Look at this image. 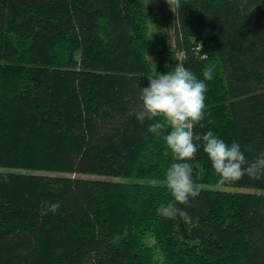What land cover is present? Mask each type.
I'll return each mask as SVG.
<instances>
[{"label": "trees", "instance_id": "obj_1", "mask_svg": "<svg viewBox=\"0 0 264 264\" xmlns=\"http://www.w3.org/2000/svg\"><path fill=\"white\" fill-rule=\"evenodd\" d=\"M155 1L0 0V264H264V178L221 184L196 142L200 195L178 204L176 161L134 114L148 76L211 68L194 133L253 161L264 0H180L173 40ZM169 203L190 222L158 215Z\"/></svg>", "mask_w": 264, "mask_h": 264}, {"label": "clouds", "instance_id": "obj_2", "mask_svg": "<svg viewBox=\"0 0 264 264\" xmlns=\"http://www.w3.org/2000/svg\"><path fill=\"white\" fill-rule=\"evenodd\" d=\"M173 11L181 7L180 0H167ZM203 79L178 64L173 71L148 76L147 86L140 94L141 109L134 114L140 123L150 121L148 132L162 136L166 148L172 153L174 163L166 170L165 183L178 204L191 206V200L200 195L201 189L193 180V161L199 148L196 142H202L203 151L208 155L221 184L238 182L246 175L250 178H264V150L253 161H249L238 142L230 145L208 131L202 136L194 133L197 125L205 116L206 81L214 79V71L205 68ZM170 129V131H167ZM167 132V134H165ZM168 152H165L167 155ZM61 207L59 202L49 204L48 210L55 213ZM158 215L175 219L177 215L190 222L189 213L175 204H161Z\"/></svg>", "mask_w": 264, "mask_h": 264}, {"label": "rangeland", "instance_id": "obj_3", "mask_svg": "<svg viewBox=\"0 0 264 264\" xmlns=\"http://www.w3.org/2000/svg\"><path fill=\"white\" fill-rule=\"evenodd\" d=\"M154 11L163 21L165 27L169 31L170 39L173 40L175 9L173 11L171 5L167 2V0H156L154 5ZM203 187H205V185Z\"/></svg>", "mask_w": 264, "mask_h": 264}]
</instances>
